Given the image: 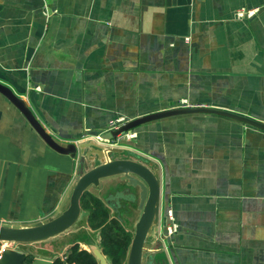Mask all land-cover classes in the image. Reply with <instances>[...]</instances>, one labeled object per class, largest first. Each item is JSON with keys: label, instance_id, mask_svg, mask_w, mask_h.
<instances>
[{"label": "crops", "instance_id": "obj_1", "mask_svg": "<svg viewBox=\"0 0 264 264\" xmlns=\"http://www.w3.org/2000/svg\"><path fill=\"white\" fill-rule=\"evenodd\" d=\"M245 10L258 12L238 19ZM0 83L59 144L87 145L88 160L97 147L116 149L113 159L159 174V230L148 241L157 264H264V131L190 114L144 124L113 146L99 138L116 119L182 102L264 123V0H0ZM92 168L50 148L0 93V223L57 217ZM104 180L100 199L116 202L110 215L124 226L125 200L137 205L140 190L121 176ZM169 210L179 224L171 237Z\"/></svg>", "mask_w": 264, "mask_h": 264}, {"label": "water", "instance_id": "obj_2", "mask_svg": "<svg viewBox=\"0 0 264 264\" xmlns=\"http://www.w3.org/2000/svg\"><path fill=\"white\" fill-rule=\"evenodd\" d=\"M0 93L21 111L41 138L55 152L70 156L73 160L79 162V167L83 166L84 163H90L93 166L91 170L80 174L75 184L69 190L57 217L48 218L27 226L0 223V242L36 244L64 234L78 222L82 214V199L88 189L92 186H100L101 180L121 176L122 180L126 181L129 186L139 188V209L142 211V215L136 224V232L132 240L127 264H143L148 255L150 256L151 264H157V252L154 251V243H149L148 240L154 238L159 230L161 201L159 174H156L155 170H151L144 164L131 159H113V154L119 152L116 149H103L97 147V151L93 153L94 157L88 160L89 157L84 155V150L85 148L87 149V145H78V142L70 143L67 146L59 144L37 121L26 103L10 88L0 83ZM190 114L223 116L264 131V123L262 122L223 110L207 107H193L167 110L144 116L132 122H128L117 130H106L99 138L101 141L113 146L120 143L122 139H125L128 132L144 124L174 116ZM105 155L109 156V160L106 159ZM102 156L105 161H99L101 164L95 166V159H100ZM67 202H69V205L67 209L64 210V206ZM30 255L31 254H25L17 250L7 249L0 257V264H25ZM96 255L101 264H107V260L103 254L96 252ZM31 264H54V261L35 258Z\"/></svg>", "mask_w": 264, "mask_h": 264}, {"label": "trees", "instance_id": "obj_3", "mask_svg": "<svg viewBox=\"0 0 264 264\" xmlns=\"http://www.w3.org/2000/svg\"><path fill=\"white\" fill-rule=\"evenodd\" d=\"M82 209L88 214L89 227L101 230L103 254L111 259L112 264H123L127 259L131 243L130 235L124 231L117 220L110 221L104 203L93 194L87 192L84 195ZM35 258L34 255L28 256L25 264H31ZM55 264H98V261L91 253L78 251L76 247L65 260L58 258Z\"/></svg>", "mask_w": 264, "mask_h": 264}, {"label": "rangeland", "instance_id": "obj_4", "mask_svg": "<svg viewBox=\"0 0 264 264\" xmlns=\"http://www.w3.org/2000/svg\"><path fill=\"white\" fill-rule=\"evenodd\" d=\"M101 185L96 187L92 186L90 192H92L98 198L105 197V190L107 189V183L105 180H101ZM109 185V184H108ZM104 196V197H102ZM130 217L127 222L124 221V226L127 230L131 232L135 231V224L138 221V213L136 212V204L130 206ZM87 212H82L78 222L64 234L50 239L43 243L36 244H15V243H5L7 249H17L25 254L34 255L36 258H48L54 259L57 256L64 257L69 248L74 244V242L79 241L81 245L88 246L91 252H100L102 254L100 246V235L98 231H92L86 225ZM88 224V223H87ZM130 235V234H129ZM134 237V233L130 235ZM153 240L150 238L148 241ZM107 264H112V261L109 257H106ZM144 264H148V260H145ZM125 261L123 264H127ZM100 264V263H99Z\"/></svg>", "mask_w": 264, "mask_h": 264}, {"label": "built area", "instance_id": "obj_5", "mask_svg": "<svg viewBox=\"0 0 264 264\" xmlns=\"http://www.w3.org/2000/svg\"><path fill=\"white\" fill-rule=\"evenodd\" d=\"M257 12H258V10L239 11V12H237V18L241 19V20L242 19H251L256 15ZM193 107L194 106H190L186 102H182V104L179 107H177V109L193 108ZM127 123H128L127 120L124 118L116 119L115 121H113L110 124L108 130H117ZM135 137H136V135L132 131L128 132L127 135L125 136V138L128 140H132ZM178 231H179V224L176 222L174 212H173V210H169L167 213V224L165 227V235L167 237H171V236L175 235ZM5 243L6 242H0V257L2 256L4 251L7 250V246L4 245Z\"/></svg>", "mask_w": 264, "mask_h": 264}, {"label": "flooded vegetation", "instance_id": "obj_6", "mask_svg": "<svg viewBox=\"0 0 264 264\" xmlns=\"http://www.w3.org/2000/svg\"><path fill=\"white\" fill-rule=\"evenodd\" d=\"M126 184H127V182H126ZM139 189V188H138ZM88 192V191H87ZM96 197V196H95ZM98 198V197H97ZM128 199L127 200H125V202L128 204V208L129 209H127V210H122L121 212H123L126 216H129V211L128 210H130V206H132L134 203V198L132 197V196H128L127 197ZM100 199V198H99ZM101 200V199H100ZM102 201V200H101ZM109 201V202H108ZM103 202V201H102ZM104 203V205H105V207H106V209H107V211H108V213H109V215H110V213L112 212L113 214H116V212H114L113 211V208L115 209H117V205H116V202L114 201V200H107L106 202H103ZM112 207V208H111ZM110 208V209H109ZM140 208V201H139V203L136 205V209H139ZM119 210V209H118ZM121 210V209H120ZM82 212H85V211H83V209H82ZM127 212V213H126ZM142 212V211H141ZM142 214V213H141ZM117 215V214H116ZM112 220H117L119 223H120V225H121V227L124 229V231L127 233V234H132V233H134V235H135V232H136V226H135V231L133 232H131L130 230H127L124 226H123V224H122V222L120 221V219H118L117 218V216H115L114 218H112L111 217V215H110V221H112ZM88 223V222H87ZM88 225V224H87ZM88 228L89 229H91L92 231H98L99 232V235H100V246H101V250H102V254H103V247H102V237H101V230H94V229H92V228H90L89 227V225H88ZM110 229V228H109ZM109 229H107L108 231H109ZM134 238V237H133ZM133 238L131 237V243H130V247H129V251H128V255H127V259L125 260V261H127L128 262V256H129V252H130V249H131V244H132V240H133ZM54 239V238H53ZM46 242V241H45ZM41 243H43V242H41ZM77 247V249H78V251H87V252H89V253H91L92 255H94L95 256V258L97 259V261H98V264L100 263L101 264V262H100V260H99V258L97 257V255H96V253L94 252H91L90 251V249L88 248V246H85V245H81V243L79 242V241H76V242H74V244H72V246L69 248V250L66 252V254H65V256L64 257H60V256H57V257H55L54 259H49V260H53L54 261V264H55V261L58 259V258H61V259H63V260H65L66 258H67V255H69V254H71L72 253V250L74 249V248H76ZM104 255V254H103ZM105 256V258L107 257L106 255H104ZM107 260V259H106ZM145 260H148V264H151V261H150V256L148 255L147 257H146V259ZM124 261V262H125ZM144 262H146V261H144ZM144 262H143V264H144ZM147 264V263H146Z\"/></svg>", "mask_w": 264, "mask_h": 264}]
</instances>
